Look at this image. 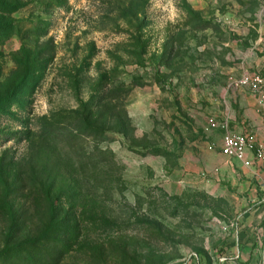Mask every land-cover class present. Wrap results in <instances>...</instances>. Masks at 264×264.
Wrapping results in <instances>:
<instances>
[{"label": "rangeland", "instance_id": "obj_1", "mask_svg": "<svg viewBox=\"0 0 264 264\" xmlns=\"http://www.w3.org/2000/svg\"><path fill=\"white\" fill-rule=\"evenodd\" d=\"M246 70L264 0H0V264H264Z\"/></svg>", "mask_w": 264, "mask_h": 264}, {"label": "built area", "instance_id": "obj_2", "mask_svg": "<svg viewBox=\"0 0 264 264\" xmlns=\"http://www.w3.org/2000/svg\"><path fill=\"white\" fill-rule=\"evenodd\" d=\"M233 84L235 87L245 89L254 98L256 112L260 116V126L264 131V75L254 70H246L234 80ZM207 124L211 129L221 131V148L228 157L244 163L245 166H249L252 159L264 161V142H256L251 136L248 138L243 133L230 129L224 118L210 116ZM248 153L250 158L247 157ZM260 224L264 227V213Z\"/></svg>", "mask_w": 264, "mask_h": 264}, {"label": "crops", "instance_id": "obj_3", "mask_svg": "<svg viewBox=\"0 0 264 264\" xmlns=\"http://www.w3.org/2000/svg\"><path fill=\"white\" fill-rule=\"evenodd\" d=\"M243 91L247 94L246 101H247L248 107L244 111L245 118L243 119V121H241V123L244 124V122H246L247 124L246 130L250 131L249 134L256 142H264V131H262L261 126H260V116L256 112V102L254 98L249 94L248 91H246L245 89ZM224 119L227 120L230 129L236 132L242 133V131L238 130L231 121H229L227 118H224ZM249 125L251 126L248 127ZM254 212H255L253 215L254 220L252 221L251 228L254 227V225H257L259 223V219L261 218L262 213H264V207L261 206L260 208L256 209Z\"/></svg>", "mask_w": 264, "mask_h": 264}]
</instances>
